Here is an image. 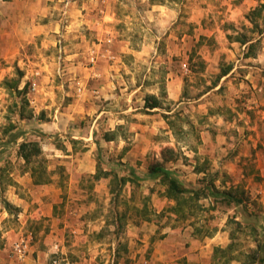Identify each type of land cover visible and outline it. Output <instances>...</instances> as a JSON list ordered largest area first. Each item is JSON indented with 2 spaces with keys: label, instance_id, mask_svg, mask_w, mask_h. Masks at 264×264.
<instances>
[{
  "label": "rangeland",
  "instance_id": "obj_1",
  "mask_svg": "<svg viewBox=\"0 0 264 264\" xmlns=\"http://www.w3.org/2000/svg\"><path fill=\"white\" fill-rule=\"evenodd\" d=\"M58 2L87 22L63 21L55 46L14 61L0 0L4 258L29 264L35 247L50 264L58 244L72 264H251L264 241V0ZM25 141L39 148L29 163ZM154 166L200 196L176 214Z\"/></svg>",
  "mask_w": 264,
  "mask_h": 264
},
{
  "label": "crops",
  "instance_id": "obj_2",
  "mask_svg": "<svg viewBox=\"0 0 264 264\" xmlns=\"http://www.w3.org/2000/svg\"><path fill=\"white\" fill-rule=\"evenodd\" d=\"M50 1L52 2L49 3L48 0H9L12 8L4 13L3 16L6 19L8 31L6 40L7 48L12 50L13 54L11 58L14 61L22 57L23 50H29L33 47L38 48L39 46L48 48H51L52 45L55 46L56 42L59 41L57 40L56 33H60L63 21L66 22V31L72 30L74 26L80 25V23L87 22L89 12L83 13V10L80 11L78 8L75 11L76 14H73L68 7H61L62 5L58 2L61 0ZM59 9H62L63 16L57 12ZM64 34L62 33V35ZM24 55L22 57L23 60L25 57L27 59L30 58L27 56V53ZM42 57L44 58V64H49L52 58L48 57L47 53H44ZM34 248L32 247L27 257L29 264H36L34 261H31L34 258V254L38 253ZM6 251V249H0V264H12V258L10 259L8 257L9 260L4 258L7 254ZM44 256L46 257L47 254L42 252L38 253L37 257L39 261L37 264L41 263V258L44 259Z\"/></svg>",
  "mask_w": 264,
  "mask_h": 264
},
{
  "label": "trees",
  "instance_id": "obj_3",
  "mask_svg": "<svg viewBox=\"0 0 264 264\" xmlns=\"http://www.w3.org/2000/svg\"><path fill=\"white\" fill-rule=\"evenodd\" d=\"M145 108L154 109L156 105H147ZM28 148L32 149V151L39 153V148L36 143L34 142H24L19 146V156L26 162H31V155L25 152ZM150 174L156 178H160L161 183L166 187L165 196L169 200H173L177 203V207L174 209L176 214L182 213L184 211V207L190 202H192L195 198L197 199L200 196L198 191H189L185 189L182 184L173 176L172 172L165 169L162 166H154ZM207 190L211 191L213 196L221 197L226 199L228 203H233L235 205H239L241 202L234 198V195L231 191H219L213 187H207ZM204 190H202L203 192ZM227 249H230L228 246ZM216 252L225 251L220 248L215 250ZM255 257L252 258L251 264H264V241H258L256 250H255ZM257 261V262H255Z\"/></svg>",
  "mask_w": 264,
  "mask_h": 264
},
{
  "label": "built area",
  "instance_id": "obj_4",
  "mask_svg": "<svg viewBox=\"0 0 264 264\" xmlns=\"http://www.w3.org/2000/svg\"><path fill=\"white\" fill-rule=\"evenodd\" d=\"M31 236H22L18 238L12 244V254L14 258L22 262L26 259L28 253L31 249ZM52 256L50 260V264H72L66 258L60 256V248L58 244H54L52 247Z\"/></svg>",
  "mask_w": 264,
  "mask_h": 264
}]
</instances>
